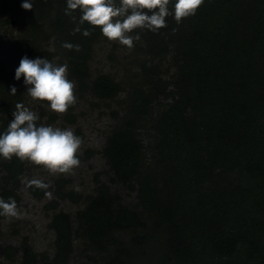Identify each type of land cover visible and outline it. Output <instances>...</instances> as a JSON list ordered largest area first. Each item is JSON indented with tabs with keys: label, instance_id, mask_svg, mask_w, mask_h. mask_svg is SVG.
<instances>
[{
	"label": "trees",
	"instance_id": "16d2710c",
	"mask_svg": "<svg viewBox=\"0 0 264 264\" xmlns=\"http://www.w3.org/2000/svg\"><path fill=\"white\" fill-rule=\"evenodd\" d=\"M21 3L0 0L2 23L15 25L12 15L30 19L18 46L0 52V131L28 96L23 77L14 79L20 59L54 56L37 39L43 27L81 91L103 100L121 93L106 74L90 79L93 48L103 38L98 28L87 37L73 32L65 0H35L32 10ZM65 41L80 50L62 48ZM133 50L144 83L131 88L103 155L111 182L136 192L135 207L100 184L74 221L64 212L52 215V258L23 240L19 259L7 246L0 264H66L77 239L100 256L95 264H264V0H204L179 25L169 17L158 33L142 32ZM164 60L173 70L168 80H160ZM24 171V161L0 159V197L18 206ZM65 184L28 192L37 200L53 192L48 209L56 210L60 201L81 199ZM137 231L143 232L129 243L148 247L154 258L146 263L121 239Z\"/></svg>",
	"mask_w": 264,
	"mask_h": 264
},
{
	"label": "rangeland",
	"instance_id": "374dc122",
	"mask_svg": "<svg viewBox=\"0 0 264 264\" xmlns=\"http://www.w3.org/2000/svg\"><path fill=\"white\" fill-rule=\"evenodd\" d=\"M10 17L15 21V25H7L0 21V52L3 54L9 53L12 47L18 46L22 34L27 31L30 23V19L25 16L12 15ZM48 34L49 28L43 27L38 34V41L45 50L54 54L52 62L66 63L60 55L61 49L55 45L53 37H46ZM139 59L135 50H128L116 42H108L103 37L93 48L92 58L89 62L90 79L98 74L110 76L122 88L116 98L98 99L89 92L81 91L74 81L76 103L65 113L58 114L48 109L47 102L33 101L30 96L26 97L25 106L38 113L39 123L61 128L71 127L76 135L83 138V144L79 151L81 163L72 174L53 175L41 166L24 161L25 171L18 194L20 197L19 207L26 210L27 215L22 219L0 222V262H5L4 248L7 246H12L17 250L16 259H19V246L23 240L27 241L36 254L52 258L55 235L48 227L52 215L64 212L69 214L74 221L75 214L84 208L85 198L92 196L100 184L109 186L111 191L120 198L122 204L130 208L135 207L136 192L111 182L112 173L103 155V149L114 127L123 119L124 105L131 88L139 83H144L142 81L144 77L138 68ZM161 66L163 75L160 80H168L173 72L169 69V61L164 60ZM72 119L73 122H70ZM148 135L151 136L149 131ZM32 179H40L52 188L56 180H64L66 184L63 190L78 192L81 199L77 204L69 200L60 201L56 210H50L48 204L55 199L53 192L50 197L45 195L41 200L33 198L26 187L27 181ZM142 232H125L121 239L126 245L133 247L132 253L137 262L146 263L154 258L148 252V247H144V245L131 246L129 243L132 238ZM98 260H100V256L91 251L84 240L77 239L73 243V252L66 264H95Z\"/></svg>",
	"mask_w": 264,
	"mask_h": 264
},
{
	"label": "clouds",
	"instance_id": "9594fccd",
	"mask_svg": "<svg viewBox=\"0 0 264 264\" xmlns=\"http://www.w3.org/2000/svg\"><path fill=\"white\" fill-rule=\"evenodd\" d=\"M35 0H22L21 8L32 10ZM204 0H65L64 14L76 24L73 32L91 35L96 28L108 42H116L132 50L141 40L142 32L158 33L168 26L171 17L177 25L195 15ZM79 13V16L73 15ZM88 27H82L83 25ZM67 50L80 46L61 42ZM23 77L26 93L33 101L47 102L50 111L63 114L76 103L75 82L69 79L67 63H54L46 58L24 56L15 69L14 79ZM12 95L16 88H10ZM37 112L17 103L12 119L0 131V159L28 161L53 175L72 174L80 166L79 151L83 138L71 127H55L38 123ZM26 187L46 190L50 186L40 179L27 181ZM46 196L51 192L45 191ZM27 215L17 201L0 197V217L22 219Z\"/></svg>",
	"mask_w": 264,
	"mask_h": 264
}]
</instances>
